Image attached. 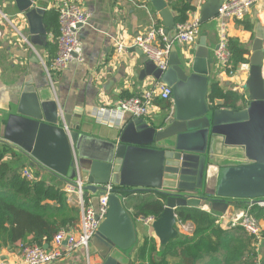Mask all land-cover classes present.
Returning <instances> with one entry per match:
<instances>
[{
    "label": "water",
    "instance_id": "95a60500",
    "mask_svg": "<svg viewBox=\"0 0 264 264\" xmlns=\"http://www.w3.org/2000/svg\"><path fill=\"white\" fill-rule=\"evenodd\" d=\"M150 1L172 42L175 16L165 0ZM224 1L207 0L202 24L215 19ZM15 2L28 21L31 44L46 46V10L32 0ZM246 49L250 71L243 90L250 103L245 109L227 108L220 100L210 103L214 58L202 37L188 62L173 45L166 72L139 47L130 48L146 64L142 77L151 76L172 90L171 114L161 128L140 118L110 127L84 110H62L52 88L25 89L0 144L68 186L78 188L80 180L84 193L94 196L96 210L99 197L110 191L109 213L89 252L95 249L102 264H130L128 254L138 232L124 206L128 195L151 193L161 199L164 211L152 227L163 245L178 237L177 213L182 208L227 215L233 205L264 204V29L255 30Z\"/></svg>",
    "mask_w": 264,
    "mask_h": 264
},
{
    "label": "crops",
    "instance_id": "0c3cea01",
    "mask_svg": "<svg viewBox=\"0 0 264 264\" xmlns=\"http://www.w3.org/2000/svg\"><path fill=\"white\" fill-rule=\"evenodd\" d=\"M32 1L38 7L45 9L47 13V9H55L60 0ZM73 1L80 4L91 16L89 24L84 26L79 34L82 44L83 62H73L66 71L53 72L52 81H50L36 54L22 40L21 35L29 40L31 37L25 14L19 11L15 0H0V139L4 136L9 115L17 110L25 89L39 92L40 90L52 88L62 110H67L70 113L84 110L92 114L93 117H97V113L101 110H115L121 99L141 96L148 85L155 81L151 76L142 77L146 64L142 62L140 56L131 52L130 48L121 55L117 54L116 51L118 41L130 45L135 38L146 34L157 26L165 30L162 17L155 10L150 0ZM165 1L176 21L177 13L173 6L189 5L192 7V3L195 0ZM247 25L250 26L249 29L246 28ZM263 29L264 6L259 4L252 8L243 22H231L229 24V38L236 39L246 48H250L255 30ZM217 31L219 34L216 20H212L201 27L200 38H207L208 47L214 58L211 70V84L218 82L221 89L225 92L238 95L239 102H233L232 109H245L250 103L248 93L243 90L247 83L249 72H242L238 69L236 73L231 75L225 72L223 67L217 65L215 61V52L218 47ZM50 43H56L52 33H48L46 46L33 45L45 60L47 59V47ZM198 43L191 47L176 46L181 57L188 62V60L194 59ZM97 120L114 127L122 121L131 120V117L125 115L123 119L117 120L116 124L102 122L100 117ZM145 120L150 125L161 128L165 123V113L155 104L151 114ZM0 150L8 152L4 157V161L9 163L13 170L20 169L21 173L28 171L32 174L33 181L42 180L64 191L68 188V185L64 182L51 173L38 168L17 151L1 144ZM144 195L159 199L155 194L146 193ZM86 198L93 201L94 196L86 194ZM68 204L78 206L77 196H68ZM124 206L134 218L138 232L137 243L128 254L130 264L133 263L137 245L143 243L146 237L153 239L157 247L162 249L176 242L182 236L192 235L194 231V226L191 223L189 224L193 226L192 233L187 234L181 230L178 220V237L167 245H163L152 225L145 226L140 222V218L134 217L132 202L127 200ZM252 207L254 206L242 204L231 206L227 215H220L224 221L223 224H230L232 219L239 217L244 211H250ZM257 207H259V210H256L258 214L261 215L263 212V216L258 218L261 237L254 244L255 256H253L251 264H264V206ZM80 220L81 213L79 212V223L68 229L70 233L77 234L79 232ZM20 253V248L0 245V261L6 263L19 262L21 261ZM206 259L209 260L210 257L207 256L203 260ZM102 263L101 258L93 249L90 252V264ZM52 264L88 263L85 251L79 250L71 256Z\"/></svg>",
    "mask_w": 264,
    "mask_h": 264
},
{
    "label": "trees",
    "instance_id": "16d2710c",
    "mask_svg": "<svg viewBox=\"0 0 264 264\" xmlns=\"http://www.w3.org/2000/svg\"><path fill=\"white\" fill-rule=\"evenodd\" d=\"M177 13L176 25L189 20L195 8L189 5L173 6ZM44 24L48 33H52L56 43L47 47V66L51 68L57 54V39L60 35L59 14L55 9H47ZM160 27V26H157ZM250 28L249 25L246 26ZM228 47L231 53V68L235 72L243 64L250 62V54L238 40L230 38ZM224 101L226 107L238 103V95L225 92L218 82L209 90V101ZM158 108L165 113V120L171 114L172 102L156 101ZM240 109V108H239ZM8 152L0 150V245L21 248L37 244L44 247L51 245L54 237L63 229L79 223L80 209L68 204L64 190L49 185L45 181H30L20 169L13 170L4 161ZM131 201L135 218H160L164 211L161 200L144 194L128 195L125 201ZM124 201V203H125ZM259 207L250 212L258 220ZM181 224L191 223L194 231L190 236H182L174 243L159 249L156 242L146 237L137 245L132 264H251L255 256L256 238L248 235L241 227L231 231L223 230L218 221L221 214L205 211L202 208H182L178 210ZM209 256V260H203Z\"/></svg>",
    "mask_w": 264,
    "mask_h": 264
},
{
    "label": "built area",
    "instance_id": "2783aa9c",
    "mask_svg": "<svg viewBox=\"0 0 264 264\" xmlns=\"http://www.w3.org/2000/svg\"><path fill=\"white\" fill-rule=\"evenodd\" d=\"M206 2L207 0H197L196 10L190 15L189 20L176 25L177 34L172 42L169 41L163 28L155 27L146 34L135 38L130 45L118 41L116 44L117 54L121 55L129 48L139 47L150 62L162 72H166L170 67L169 60L173 45L182 47L197 45L203 25L201 10ZM259 4L264 6V0H225L215 17L219 30L215 61L218 66L224 68L225 72L231 68V53L228 47V40L230 39L229 24L231 22H243L252 8ZM55 10L59 14L60 35L57 39V54L51 68L47 66L45 58L31 44V41L21 35L23 42L38 57L50 81H52L53 72H63L73 62H83L79 34L81 29L89 24L91 18L87 10L73 0H60ZM239 70L249 72L250 64L241 65ZM236 72L237 70L235 72L231 71L230 74L233 75ZM156 101L172 102V90L160 81L150 83L141 96L121 99L115 110L99 111L97 115L95 114L96 119L100 117L102 122H112L113 124H116L117 120L123 119L125 115H129L131 120L146 119L151 114ZM61 116L63 117L62 113ZM23 176L30 181L34 180L32 174L28 171H24ZM76 184L78 188L68 186L65 192L68 196L76 195L78 198L81 213L79 232L73 234L63 229L54 237L48 249L37 244L23 246L20 248L21 261L15 263L0 261V264H52L71 256L79 250L85 251L87 263L90 264L89 246L109 213L110 191L99 197V206L96 210L92 205V200L86 198V194L82 190V182L79 180ZM107 188L110 190L111 187L107 186ZM261 206H264V204H261ZM139 220L145 226H151L156 221L153 217L140 218ZM223 222L221 218L218 224L225 231L241 227L256 240L261 237L259 222L250 211L242 212L239 217L232 219L228 225H224ZM179 226L187 234L193 231V226L189 223H180Z\"/></svg>",
    "mask_w": 264,
    "mask_h": 264
},
{
    "label": "rangeland",
    "instance_id": "374dc122",
    "mask_svg": "<svg viewBox=\"0 0 264 264\" xmlns=\"http://www.w3.org/2000/svg\"><path fill=\"white\" fill-rule=\"evenodd\" d=\"M215 20V19H214ZM203 25H205V24H203ZM217 36H218V41H219V34H218V31H217Z\"/></svg>",
    "mask_w": 264,
    "mask_h": 264
},
{
    "label": "bare ground",
    "instance_id": "6f19581e",
    "mask_svg": "<svg viewBox=\"0 0 264 264\" xmlns=\"http://www.w3.org/2000/svg\"><path fill=\"white\" fill-rule=\"evenodd\" d=\"M212 172H215V170H213Z\"/></svg>",
    "mask_w": 264,
    "mask_h": 264
}]
</instances>
